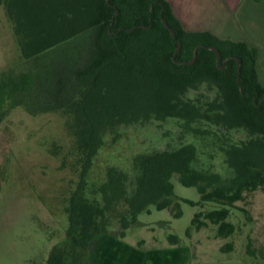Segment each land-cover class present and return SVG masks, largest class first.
Listing matches in <instances>:
<instances>
[{"label":"trees","instance_id":"trees-1","mask_svg":"<svg viewBox=\"0 0 264 264\" xmlns=\"http://www.w3.org/2000/svg\"><path fill=\"white\" fill-rule=\"evenodd\" d=\"M0 7L21 58L38 62L36 108L68 116L67 130L83 158L65 209V238L45 264H90L95 245L113 228L114 238L122 240L141 214H151V207L163 211L179 207L178 201L218 207L194 214L186 235L206 222L216 226L219 238L234 233L228 218L238 209L235 203L247 193H264V86L258 81L256 48L186 31L165 0H0ZM212 49L220 53L219 66ZM195 52L193 64H180L189 63ZM203 87L206 92L198 98L188 97ZM168 119L181 121L186 133L215 136L229 175L196 169L197 149L188 144L138 156L133 174L109 168L92 199L86 195L87 171L107 134H116L122 125ZM197 123L216 132L195 128ZM232 132L245 133V139L231 142ZM175 175L181 185L197 190L198 202L175 195ZM180 216L178 211L175 218ZM169 241L175 245L177 238L170 235Z\"/></svg>","mask_w":264,"mask_h":264},{"label":"rangeland","instance_id":"rangeland-1","mask_svg":"<svg viewBox=\"0 0 264 264\" xmlns=\"http://www.w3.org/2000/svg\"><path fill=\"white\" fill-rule=\"evenodd\" d=\"M250 21L243 27L264 48V5L249 7ZM264 50V49H263ZM52 54L42 60H47ZM43 62V61H42ZM38 62L21 58L10 21L0 7V264H45L51 249L65 238L68 226L65 209L76 189L83 158L67 130L68 116L61 111L41 112L36 108L34 76ZM261 81H264V62ZM206 89L191 92L198 98ZM216 132L204 123L193 125ZM116 135V139L114 137ZM231 142L245 139V133L232 132ZM192 144L197 149L194 167L228 176L220 141L215 136L186 133L181 121L168 119L145 125L119 126L107 134L105 144L92 159L85 181L86 195L105 181L109 168L133 174L134 159L140 155L177 150ZM178 198L198 202L195 188L180 184L173 176ZM179 207L141 214L127 231L125 242L139 251L169 249L185 259L171 256L166 264H264V193H247L235 203L228 221L234 233L216 235V226L206 222L201 229L190 228L194 214L208 212L215 205L192 207L178 201ZM180 211L181 216L175 218ZM199 220L204 221V218ZM116 228L100 239L91 253L90 264L99 263L113 247ZM177 238L171 245L169 236ZM116 239V238H115Z\"/></svg>","mask_w":264,"mask_h":264},{"label":"crops","instance_id":"crops-1","mask_svg":"<svg viewBox=\"0 0 264 264\" xmlns=\"http://www.w3.org/2000/svg\"><path fill=\"white\" fill-rule=\"evenodd\" d=\"M184 29L189 32H209L221 40L245 42L259 52L257 76L259 83L264 62V48L255 39L254 34L246 33L243 27L250 21L249 7L255 4L264 5V0H165ZM107 239V238H102ZM113 247L102 254L103 258L95 264H166L171 256L181 260L185 258L169 249L139 251L125 238H113ZM178 256V257H177ZM185 261V260H184ZM168 264V263H167Z\"/></svg>","mask_w":264,"mask_h":264},{"label":"water","instance_id":"water-1","mask_svg":"<svg viewBox=\"0 0 264 264\" xmlns=\"http://www.w3.org/2000/svg\"><path fill=\"white\" fill-rule=\"evenodd\" d=\"M163 24H164L165 28L171 33L172 37H175L173 30L168 26L166 21H163ZM180 47H181V45H180V43H178L177 48L173 54V60H174L175 56L177 55V53L179 52ZM212 51H214L216 53L217 65L219 66L220 65V59H221L220 53L216 49H212ZM195 60H196V52H195L194 58L189 63L184 62V63H180V64H193L195 62ZM235 60L237 62V74L239 75L240 74V62L237 58H235ZM220 68H223V67H220Z\"/></svg>","mask_w":264,"mask_h":264}]
</instances>
